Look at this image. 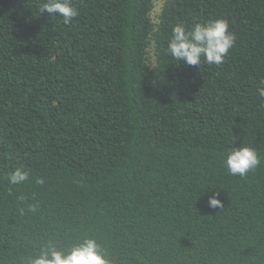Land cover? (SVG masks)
Listing matches in <instances>:
<instances>
[{
	"label": "trees",
	"instance_id": "trees-1",
	"mask_svg": "<svg viewBox=\"0 0 264 264\" xmlns=\"http://www.w3.org/2000/svg\"><path fill=\"white\" fill-rule=\"evenodd\" d=\"M42 2L0 0V264L85 237L110 264H264V0H164L156 21V0H71L70 24ZM216 18L221 65L167 53ZM239 146L261 159L243 177Z\"/></svg>",
	"mask_w": 264,
	"mask_h": 264
},
{
	"label": "clouds",
	"instance_id": "clouds-1",
	"mask_svg": "<svg viewBox=\"0 0 264 264\" xmlns=\"http://www.w3.org/2000/svg\"><path fill=\"white\" fill-rule=\"evenodd\" d=\"M38 10L39 15L48 13L50 16L61 17L65 24H70L79 15V9L71 0H44L38 6ZM235 42L236 36L230 30L228 21L223 18L197 22L191 29H187L183 24H176L172 28L167 53L176 61H183L189 66H200L202 61L219 66ZM261 84H264V81H261ZM258 91L259 95L264 97V87L258 88ZM223 163L231 175L243 177L255 170L261 164V159L254 148L239 146L227 152ZM7 179L10 185H18L27 181L29 174L26 170L17 168ZM37 183H43V180L38 179ZM207 203L210 208L224 206L218 192L209 195ZM19 211L23 215L24 209L21 208ZM29 211H35V206L30 205ZM27 264H110V262L100 251L97 240L85 237L71 245L67 251L49 242L38 255L29 257Z\"/></svg>",
	"mask_w": 264,
	"mask_h": 264
},
{
	"label": "rangeland",
	"instance_id": "rangeland-1",
	"mask_svg": "<svg viewBox=\"0 0 264 264\" xmlns=\"http://www.w3.org/2000/svg\"><path fill=\"white\" fill-rule=\"evenodd\" d=\"M163 1L164 0H156L155 2V6L153 8V11H152V17H153V20H157L158 19V14L161 10V6L163 4Z\"/></svg>",
	"mask_w": 264,
	"mask_h": 264
}]
</instances>
